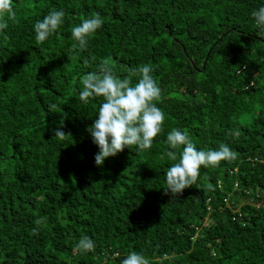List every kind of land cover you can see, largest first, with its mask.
<instances>
[{
  "label": "trees",
  "instance_id": "1",
  "mask_svg": "<svg viewBox=\"0 0 264 264\" xmlns=\"http://www.w3.org/2000/svg\"><path fill=\"white\" fill-rule=\"evenodd\" d=\"M261 6L13 0L0 37V264H122L131 251L150 264H264V28L252 16ZM60 9L64 24L38 42L35 23ZM96 14L103 26L77 55L72 29ZM101 64L133 84L150 64L165 124L151 149L131 146L97 166L88 128L103 97L84 103L79 93ZM174 128L198 149L227 144L237 158L202 166L173 197ZM85 236L95 252L76 248Z\"/></svg>",
  "mask_w": 264,
  "mask_h": 264
},
{
  "label": "clouds",
  "instance_id": "2",
  "mask_svg": "<svg viewBox=\"0 0 264 264\" xmlns=\"http://www.w3.org/2000/svg\"><path fill=\"white\" fill-rule=\"evenodd\" d=\"M252 16L256 24L264 28V6L254 11ZM15 17L13 0H0V37L6 38L9 27L7 21ZM64 17L65 12L60 9L53 10L42 20H38L34 25L35 39L38 42L50 39L64 24ZM103 23V18L96 14L73 27L72 36L78 43L73 44L72 48L77 55L87 47L89 36L100 29ZM100 71V75L90 73L83 78L79 93V98L84 103L103 97L98 118L88 128L99 149L95 156L97 166L104 165L107 158L118 155L125 148L131 149V146H137L138 150L151 149L165 124V113L156 103L162 95V89L154 79L150 64L139 68L140 78L135 84L131 76L123 79L116 76L107 64H101ZM135 71L133 70L134 74ZM54 137L63 139L66 134L62 128H57ZM167 143L170 148L166 155L170 160L176 161L166 172V189L173 197L182 195L186 188L196 183L202 166H219L221 161L237 158V154L227 144L221 145L219 150L198 149L188 134L179 128L168 133ZM181 147L182 152L174 151ZM76 248L84 253L95 252L96 243L85 236L79 240ZM122 264H150V261L143 253L131 251Z\"/></svg>",
  "mask_w": 264,
  "mask_h": 264
},
{
  "label": "water",
  "instance_id": "3",
  "mask_svg": "<svg viewBox=\"0 0 264 264\" xmlns=\"http://www.w3.org/2000/svg\"><path fill=\"white\" fill-rule=\"evenodd\" d=\"M207 57H208V54H207V56H206V59H207Z\"/></svg>",
  "mask_w": 264,
  "mask_h": 264
}]
</instances>
